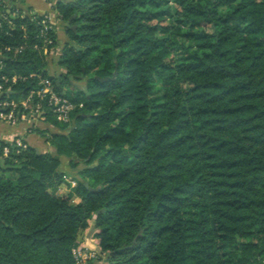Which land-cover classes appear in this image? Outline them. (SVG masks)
I'll return each instance as SVG.
<instances>
[{
	"label": "trees",
	"instance_id": "trees-1",
	"mask_svg": "<svg viewBox=\"0 0 264 264\" xmlns=\"http://www.w3.org/2000/svg\"><path fill=\"white\" fill-rule=\"evenodd\" d=\"M54 8L69 39L58 76L45 69L36 21L0 31L24 46L0 73L26 77L1 98L24 96L39 74L76 104L69 123L45 113L58 131L40 133L56 154L0 156V264H77L92 218L110 264H264V0ZM62 156L72 172L83 160L69 193L56 191L70 184Z\"/></svg>",
	"mask_w": 264,
	"mask_h": 264
},
{
	"label": "built area",
	"instance_id": "built-area-1",
	"mask_svg": "<svg viewBox=\"0 0 264 264\" xmlns=\"http://www.w3.org/2000/svg\"><path fill=\"white\" fill-rule=\"evenodd\" d=\"M55 14V10L36 14L24 8L21 0H0V31H3L7 35L11 34L9 30L13 28L14 19L19 16H25L31 21H36L38 25L36 37L42 42L43 52L46 55L57 53V38L54 37L57 31ZM34 47L39 48V44L35 43ZM23 49L24 46L22 45L6 44L0 39V72L5 66L8 53L12 51L22 52ZM31 75L34 74L32 73ZM36 76L38 77L37 86L30 88L24 96L17 99L13 97H0V122L15 124L28 116L46 120L45 113L49 111L60 123L70 122L71 113L76 108V104L58 92L49 76H41L39 74ZM18 79H26V77L20 74H13L9 77L6 74L0 73V93L4 91V85L9 81L15 82ZM82 105L81 103L79 106ZM3 143L4 145L1 150L3 157L10 155L12 149L20 152L29 146L21 137H14ZM74 255L77 264H91L90 259L97 257V254L93 250H87L82 247H76Z\"/></svg>",
	"mask_w": 264,
	"mask_h": 264
},
{
	"label": "crops",
	"instance_id": "crops-1",
	"mask_svg": "<svg viewBox=\"0 0 264 264\" xmlns=\"http://www.w3.org/2000/svg\"><path fill=\"white\" fill-rule=\"evenodd\" d=\"M56 1H61L63 3H68L75 0H21V4L24 8L36 13V14H43L50 11H54V3ZM56 12V10H55ZM56 22H57V46L56 49L58 50L60 44L63 45L66 39V22L59 17L56 12ZM64 31L63 39H59V35L61 31ZM56 55V54H55ZM56 60V62H55ZM58 59L54 56L47 57L45 69L47 70L48 74L51 76L60 75L62 73V69H56L58 66L56 63ZM57 129L55 126L50 124L46 120L38 119L32 116H28L25 119L19 120L15 124H11L8 122H0V142H6L14 137H21L29 146L34 147L40 153H50L56 154V150L52 147L49 142H47L45 136H43L40 131L41 130H49L54 132ZM63 162H68V158L65 156L61 157ZM65 164V163H64ZM72 172V171H71ZM97 229L93 232L85 231L81 232L78 236V246L86 248L87 250H94L99 253V256L96 258H91V264H110L107 259L106 254L101 251L99 239L95 236Z\"/></svg>",
	"mask_w": 264,
	"mask_h": 264
},
{
	"label": "rangeland",
	"instance_id": "rangeland-1",
	"mask_svg": "<svg viewBox=\"0 0 264 264\" xmlns=\"http://www.w3.org/2000/svg\"><path fill=\"white\" fill-rule=\"evenodd\" d=\"M68 28V24L66 23V27H65V31H66V29ZM64 31L62 30L61 32H60V35H59V39L60 40H62L63 39V36H64ZM66 39H67V41L63 44V45H61L60 44V47H58L59 49H58V51H57V53H49L47 56H46V59H47V57H53L54 58V56L56 57V59H59V57L61 56V52H62V49L64 48V46H65V44L68 42V37H67V31H66ZM57 44V43H56ZM56 54V55H55ZM55 62H56V60H55ZM58 62V61H57ZM57 65H58V63H56ZM59 68H60V66L58 65V66H56V69L57 70H59ZM62 69V68H61ZM49 75V74H48ZM49 76H51V75H49ZM56 76H58V75H56ZM75 83H77V84H79L80 86H84L85 85V80H73ZM73 87L75 86V85H72ZM72 86L71 85H64V89H65V91H67V92H71V90L73 89L72 88ZM54 131H58L57 129H55ZM67 131V130H66ZM1 153V152H0ZM1 155V154H0ZM1 159V158H0ZM77 161H79V163H81V165H80V167L77 169V170H75L74 172H71L70 171V168H69V162H64L65 164H64V168H65V170L67 171V173H68V181L70 182V184H69V187H66V188H57V192L58 193H69V192H72V191H74V189L76 188V185H77V181H75V179H73L71 176H70V174L72 175V173H73V175H75V174H77V176H79L80 175V171L84 168V166L82 165V163H83V160L82 159H79V158H75ZM0 161H2V160H0ZM95 224V221H94V218H92V219H90L89 220V226L87 227V228H85L82 232H85V231H88L89 229H90V226L92 225V224ZM97 229V228H96ZM98 229H97V232L96 233H98ZM81 233V232H80ZM99 239V238H98ZM78 241V240H77ZM99 242H100V240H99ZM96 254H97V256H99V253L98 252H96L95 251V249L93 250ZM105 256H107V255H105ZM107 259H108V257H107ZM109 261V260H108Z\"/></svg>",
	"mask_w": 264,
	"mask_h": 264
},
{
	"label": "water",
	"instance_id": "water-1",
	"mask_svg": "<svg viewBox=\"0 0 264 264\" xmlns=\"http://www.w3.org/2000/svg\"><path fill=\"white\" fill-rule=\"evenodd\" d=\"M72 29L75 30V26H72ZM116 74H117V69H115V71L113 72V75H112V76H108V77H99V76H96V79H98V80H100V81H109V80L114 79L115 76H116ZM70 84L75 85L77 88H80V87H81L79 84L75 83L73 80L70 81ZM56 86H57V90H58L59 93H63V92H64L63 87H62V85L59 83L58 80H56ZM85 185L88 186L87 183H85ZM98 188H99V187H97V189H98ZM90 190H94V189H93V188H90ZM98 212H101V210L98 211ZM95 228H96V225L93 223V224L90 226L89 232H90V233L93 232V231L95 230Z\"/></svg>",
	"mask_w": 264,
	"mask_h": 264
}]
</instances>
